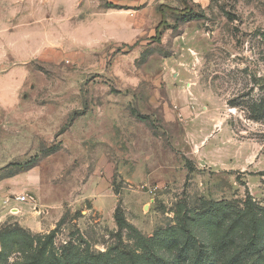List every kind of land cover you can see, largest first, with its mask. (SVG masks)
<instances>
[{
  "label": "rangeland",
  "instance_id": "rangeland-1",
  "mask_svg": "<svg viewBox=\"0 0 264 264\" xmlns=\"http://www.w3.org/2000/svg\"><path fill=\"white\" fill-rule=\"evenodd\" d=\"M247 208L264 0H0V264H264Z\"/></svg>",
  "mask_w": 264,
  "mask_h": 264
},
{
  "label": "trees",
  "instance_id": "trees-1",
  "mask_svg": "<svg viewBox=\"0 0 264 264\" xmlns=\"http://www.w3.org/2000/svg\"><path fill=\"white\" fill-rule=\"evenodd\" d=\"M160 30L159 27L155 29V35H154V41L160 42ZM135 114V113H133ZM137 115V114H136ZM138 118H141L139 115H137ZM247 212H249V208L245 209ZM246 211L243 212H236L233 220L227 225V229H232L235 223H240L242 226L244 232L250 233V236L242 243L239 247V252L242 255H258L260 254L264 249V244L261 242V239L257 236V221L256 218L251 212L248 214V219L246 218ZM190 235L187 236V239L184 241V245L186 246L188 243H190L193 239ZM193 242V241H192ZM191 242V243H192ZM93 259V258H92ZM91 259V260H92ZM38 262V261H36ZM35 262V263H36ZM38 264V263H37ZM52 264H65V262H62L60 260L54 261ZM80 264H93L87 263L86 261L81 262ZM190 264H209L208 259L206 256L199 255L195 259H192ZM222 264H234L232 261H225Z\"/></svg>",
  "mask_w": 264,
  "mask_h": 264
},
{
  "label": "built area",
  "instance_id": "built-area-1",
  "mask_svg": "<svg viewBox=\"0 0 264 264\" xmlns=\"http://www.w3.org/2000/svg\"><path fill=\"white\" fill-rule=\"evenodd\" d=\"M15 200H16L17 202H26V196L16 197Z\"/></svg>",
  "mask_w": 264,
  "mask_h": 264
},
{
  "label": "crops",
  "instance_id": "crops-1",
  "mask_svg": "<svg viewBox=\"0 0 264 264\" xmlns=\"http://www.w3.org/2000/svg\"><path fill=\"white\" fill-rule=\"evenodd\" d=\"M18 2H19V1H15L14 3L16 4V3H18ZM107 14H109V13L107 12ZM132 21H133V20H132ZM134 21H136V20H134ZM134 21H133V22H134ZM138 21H139V20H138ZM139 24H141V23H136V24H133V26H132V27H134L135 25H139ZM141 25H142V24H141ZM132 27H131V28H132Z\"/></svg>",
  "mask_w": 264,
  "mask_h": 264
}]
</instances>
